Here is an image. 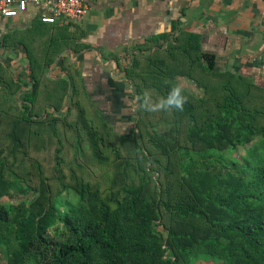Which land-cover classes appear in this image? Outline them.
<instances>
[{
  "label": "trees",
  "instance_id": "trees-1",
  "mask_svg": "<svg viewBox=\"0 0 264 264\" xmlns=\"http://www.w3.org/2000/svg\"><path fill=\"white\" fill-rule=\"evenodd\" d=\"M81 39L63 37L41 75L28 54L32 86L18 100L21 81L0 71L5 264H264V84L217 71L194 34L150 40L123 70L133 96L148 90L156 101L178 77L201 95L185 89L182 112L136 107L134 128L117 133L66 55L64 76H45L65 49L85 47ZM60 81L65 95L70 86L69 106L42 113L41 87L53 95Z\"/></svg>",
  "mask_w": 264,
  "mask_h": 264
},
{
  "label": "crops",
  "instance_id": "crops-1",
  "mask_svg": "<svg viewBox=\"0 0 264 264\" xmlns=\"http://www.w3.org/2000/svg\"><path fill=\"white\" fill-rule=\"evenodd\" d=\"M52 1H29L25 13L0 17V71L21 81L17 100L32 86L27 55L39 61L47 45L60 47L63 32L81 35L85 47L79 53L65 49L59 57L70 56L80 68L88 96L105 121L127 131L131 125L123 120L136 115L123 70L134 48L150 40L194 34L201 50L216 57L217 71L245 74L264 84V0H88L82 20L44 24L40 17L49 13ZM55 62L48 69L52 79L63 76Z\"/></svg>",
  "mask_w": 264,
  "mask_h": 264
},
{
  "label": "rangeland",
  "instance_id": "rangeland-1",
  "mask_svg": "<svg viewBox=\"0 0 264 264\" xmlns=\"http://www.w3.org/2000/svg\"><path fill=\"white\" fill-rule=\"evenodd\" d=\"M67 35H68V33L63 32L62 33V38L66 37ZM57 46L58 45H56V44L47 45L45 47L44 53L39 55V61L35 60V63H34L35 65L31 66V70L34 71L36 74L41 75L43 73V71L46 70V68L44 69V67H45L44 66V61H45L46 56H48V58L50 59L52 53L56 50ZM66 57L68 58V60H70V56L66 55ZM61 73L62 72L60 71V74ZM61 75L64 76L63 73ZM45 76L52 82L56 81V79H57V78H55V80H53L52 78H50L49 77V71H45ZM177 82L183 84L185 89H187L190 92H193L197 96L201 95L199 90L196 88L195 84L190 82V81H188V80H186V78L178 77L177 78ZM48 85H50V84H48ZM48 85H44V86L41 87V101H42V102H40V107L42 108L41 111H42V113L46 112V113H49V114H53L55 116H60L61 113H62L61 111H63L65 108H67L69 106L70 95H71L70 86L68 85V88L65 91L66 92V95H65L64 91H63V87H65V86L61 83V81H60V84L59 83H55V84H53L52 87H53V89L56 88V89H54V90H56V93L52 95L46 89V87ZM129 86H130V90L132 92L131 85L129 84ZM56 95H58L57 101H55V98H54V96H56ZM61 98H64V100L62 102L63 103L62 107H61V109L59 111L56 112V111H54L53 107H58L59 106V104L61 102ZM133 98H135V97H133ZM133 107L136 108L134 101H133ZM134 113H135V111H134ZM93 116H96V115H94L92 111L91 112L87 111V113H86V117L87 118L91 119ZM135 120H136V117L134 118V116H132L130 118V120H125V119L123 120L124 123L125 122L126 123H130L131 128H129L128 130L134 128ZM112 124L114 125L113 121H112ZM126 127H127V125H126ZM113 128H114V130L117 133H125V132H127V130L123 128V125L122 126H116V127L113 126ZM249 147H252V145H249L247 147L238 148V150L236 152H233L232 154H230L229 157L234 159V160L238 159V157H240L241 155H245L246 154V150H248ZM226 153H228V152H226ZM43 157H44V160H46V166H50V164H52L51 152L50 151L45 152L43 154ZM1 202L8 204V203H10V200L8 198H2ZM0 264H5V259H4V256L2 255L1 251H0ZM200 264H204V263H200ZM205 264H211V263H205Z\"/></svg>",
  "mask_w": 264,
  "mask_h": 264
},
{
  "label": "built area",
  "instance_id": "built-area-1",
  "mask_svg": "<svg viewBox=\"0 0 264 264\" xmlns=\"http://www.w3.org/2000/svg\"><path fill=\"white\" fill-rule=\"evenodd\" d=\"M29 1L38 5L40 0H0V17L15 18L28 9ZM89 11L88 0H53L49 13L42 15L44 24L72 23L82 20Z\"/></svg>",
  "mask_w": 264,
  "mask_h": 264
},
{
  "label": "clouds",
  "instance_id": "clouds-1",
  "mask_svg": "<svg viewBox=\"0 0 264 264\" xmlns=\"http://www.w3.org/2000/svg\"><path fill=\"white\" fill-rule=\"evenodd\" d=\"M189 97L185 94V87L179 82H170L169 91L165 96L153 101L152 95L145 90L134 98L135 106L146 112H182Z\"/></svg>",
  "mask_w": 264,
  "mask_h": 264
},
{
  "label": "water",
  "instance_id": "water-1",
  "mask_svg": "<svg viewBox=\"0 0 264 264\" xmlns=\"http://www.w3.org/2000/svg\"><path fill=\"white\" fill-rule=\"evenodd\" d=\"M57 62H58V60L55 63H57Z\"/></svg>",
  "mask_w": 264,
  "mask_h": 264
}]
</instances>
